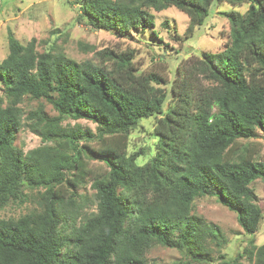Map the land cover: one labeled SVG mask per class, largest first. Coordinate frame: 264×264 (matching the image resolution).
<instances>
[{"label":"trees","instance_id":"16d2710c","mask_svg":"<svg viewBox=\"0 0 264 264\" xmlns=\"http://www.w3.org/2000/svg\"><path fill=\"white\" fill-rule=\"evenodd\" d=\"M221 1L248 6L222 11L229 24L223 48L181 58L171 80L156 70L138 72L132 48L104 47L95 52L97 62L76 61L60 50L39 52L36 38L23 43L7 31L0 60V209L32 206L0 217V264H211L214 247L226 239L194 213L195 198L205 195L233 211L245 233H256L263 211L250 184L264 180L256 140L264 139V0L75 3L87 24L120 37L152 28L151 11L174 6L188 17L187 37ZM24 98L45 100L56 114L40 102L24 111ZM150 116H158L155 152L140 164V152H127L128 137ZM66 118L89 120L95 132L67 127ZM23 119L42 141L26 152L15 143ZM86 159L106 165L90 178L89 195L77 191L91 174ZM156 244L181 256L149 260ZM248 244L234 257L218 254L220 263L242 264L244 255L264 264V243L252 236Z\"/></svg>","mask_w":264,"mask_h":264},{"label":"rangeland","instance_id":"374dc122","mask_svg":"<svg viewBox=\"0 0 264 264\" xmlns=\"http://www.w3.org/2000/svg\"><path fill=\"white\" fill-rule=\"evenodd\" d=\"M75 2L76 0H0V60L7 53L6 35L7 31L11 30L13 35L23 43L32 37L36 38V49L39 52L60 50L76 61L89 59L97 62L98 57L95 52L104 47L132 48L135 51L134 62L138 72L156 70L166 76L167 80H171L174 77L176 64L181 58L198 55L201 50L215 52L223 48L229 38V24L227 18L221 14L222 11L234 9L244 12L248 6L247 3L231 5L225 1L213 2L211 12L205 21L187 37L184 30L188 17L183 11L174 6L160 11L152 10L154 15L152 28L144 32L133 31L126 37H120L110 31L96 29L87 24L86 19L80 16ZM89 45L92 47L90 48ZM1 86L0 83V94ZM38 102L43 104L48 115L56 114L51 104L45 100L24 98L20 106L25 111L34 108ZM166 107L167 104L164 108ZM157 118L158 116H150L141 119L137 127L129 134L127 152H140L137 158L140 164L155 152L154 144L157 137L152 133V129ZM62 124L67 127L79 125L82 129H90L92 132H95L96 127L93 122L86 119L66 118ZM256 140L262 142L259 155L263 156L264 139ZM15 143L26 152L41 145L42 141L27 127L23 119V125L17 133ZM86 160L91 174L87 175L77 191L89 195L93 192L90 187V178L104 172L106 165L98 160ZM250 186L263 211L262 221L254 235L245 233L238 224L235 213L220 204L215 196L205 195L195 198L194 213L207 222L216 224L226 239L221 246L214 247L211 253L213 256L211 264H221L218 254L224 253L228 258L236 256L242 249L249 246L248 239L252 236L256 245L264 243V180L255 179ZM31 206L27 202L9 203L0 209V217L16 216ZM90 207V205L86 206L88 209ZM180 256L181 253L177 249L159 244L151 247L147 253L149 260L161 263H170ZM243 256H241V263L251 264Z\"/></svg>","mask_w":264,"mask_h":264}]
</instances>
